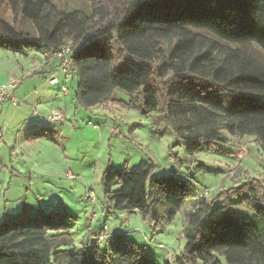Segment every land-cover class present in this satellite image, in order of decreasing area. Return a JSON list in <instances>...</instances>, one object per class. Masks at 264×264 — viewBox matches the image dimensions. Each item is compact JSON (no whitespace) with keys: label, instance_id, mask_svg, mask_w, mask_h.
<instances>
[{"label":"trees","instance_id":"16d2710c","mask_svg":"<svg viewBox=\"0 0 264 264\" xmlns=\"http://www.w3.org/2000/svg\"><path fill=\"white\" fill-rule=\"evenodd\" d=\"M67 42L76 105L104 106L119 88L129 99L117 104L162 115L190 155L216 150L228 135L254 136L264 155V0H90L88 10L0 0V49L53 54ZM155 166L142 159L105 171L102 206L160 224L194 199L173 264H222L221 257L264 264L262 180L249 178L209 200L179 175L153 177ZM245 203L254 218L230 214ZM70 216L51 211L0 221V264H162L119 231L108 232L104 244L92 232L95 241L77 247Z\"/></svg>","mask_w":264,"mask_h":264},{"label":"rangeland","instance_id":"374dc122","mask_svg":"<svg viewBox=\"0 0 264 264\" xmlns=\"http://www.w3.org/2000/svg\"><path fill=\"white\" fill-rule=\"evenodd\" d=\"M55 1L63 8H90V0ZM4 12L13 21L12 12L8 8ZM23 25L30 27L25 22ZM160 43L166 46L164 39ZM46 61L44 52L28 49L15 53L0 49V85L15 82L13 77L22 82L17 89H8L19 101L17 105L12 98L0 101V221L9 216L66 212L73 215L68 221L77 247L88 243L89 238L94 242L92 232L119 231L128 240H135L159 263L173 264L183 250V229L195 200H187L174 220L160 224L151 223L139 212H108L106 207L102 209L105 195L101 181L105 171H119L126 165L150 159L156 165L153 177L179 175L191 181L201 196L209 200L249 178L264 182V155L254 136L228 135V142L219 144L216 150L204 146L190 155L160 114H144L117 104L118 121H115L112 112L104 111L107 104L91 109L76 105V74L68 81L67 94L59 91L64 74L61 71L55 74L61 83L52 91L59 88L58 95L64 96L68 103L62 120L49 117L58 100L55 96H48L46 110L37 106L29 109L25 98L35 84L43 85L40 91L47 95L50 74L40 66ZM115 95L118 99H129L119 88ZM39 117L41 124L33 121ZM36 130L46 137H38L40 140L34 143L38 138L30 136ZM68 173L74 177L69 178ZM229 211L233 216L255 217L254 209L247 203ZM221 261L228 264L223 257Z\"/></svg>","mask_w":264,"mask_h":264},{"label":"crops","instance_id":"0c3cea01","mask_svg":"<svg viewBox=\"0 0 264 264\" xmlns=\"http://www.w3.org/2000/svg\"><path fill=\"white\" fill-rule=\"evenodd\" d=\"M45 55L47 57V61L45 63L41 62L40 66L42 68H47V70H49V72H47V73L50 74V78H51V76H53L54 74L57 73L56 67L60 63L61 58L59 56L55 55L54 53L53 54L45 53ZM34 66L36 68V64ZM27 75L30 76V74H27ZM74 75H75V73H73L72 76L69 77V79L73 78ZM69 79H68V81H69ZM13 80L15 81L14 82L15 85L13 87L15 89H17L22 84V82L18 83V81H16V79L14 77H13ZM60 83H61V80H60ZM56 85L50 84L49 80H48V86H47V91L48 92H47V95L44 96V93L40 91V90H42V86L43 85H36L35 84L33 89L28 91V94H29V96L27 95L28 99H27V97L25 98L26 106L29 109H33V107L37 106L36 108H43L44 110H46L48 108V99H49L48 96H51V97L55 96L58 100H56L54 102L53 106L55 107V109H61L62 111H64V114H65L67 112L68 103H66V101L63 100L62 97H64V96H61L60 94L58 95L57 92H58L59 88L55 89L54 92L52 91L53 87L56 86ZM49 87H51V88H49ZM119 100H122V99H118L116 97V95H115V92H114L112 101L107 103V105H106L107 109L104 110V111L112 112L114 114L113 116L115 118V121L118 119V117L116 115V111L118 109V105H117L116 102L119 101ZM74 101H75V94H74ZM122 101H127V100H122ZM43 109H41V110H43ZM112 113H111V115H112ZM104 114L106 115V117H109L108 114H106V113H104ZM33 121H35L36 123H39V121H40L39 124H41L40 117L38 119L37 118L33 119ZM33 133H39V134H41L42 137L43 136L46 137V135H43L42 133H40L37 130L35 132H33ZM39 140L40 139L38 138V140L36 142H34V143H37ZM102 209L104 210V207H102Z\"/></svg>","mask_w":264,"mask_h":264},{"label":"built area","instance_id":"2783aa9c","mask_svg":"<svg viewBox=\"0 0 264 264\" xmlns=\"http://www.w3.org/2000/svg\"><path fill=\"white\" fill-rule=\"evenodd\" d=\"M70 52H71V44H70V42H67L65 45H63L61 47L60 50L54 52L55 55H57V56H59L61 58L60 63L56 67V70L57 71H61L64 74V76H65V81L61 84V87H60V90H59L60 94H67L68 91H69L68 79H69L70 76H72V66H73V61H72V59L70 57ZM49 83L52 84V85L59 84L60 83V78L54 74L49 79ZM14 85H15V83L12 82V83L0 86V101H3L5 98H12L13 104L14 105L18 104L19 101L8 93V89L10 87H13ZM64 116H65V114L59 109H55L51 114H49V117L53 118L55 120H62ZM0 137H2L1 133H0ZM241 155H242V153L239 156H241ZM67 176L69 178H73L74 177V175L71 174V173H68ZM88 196L91 197L90 195H88ZM204 197H206V196H204ZM92 199H93V197H92ZM93 200H95V199H93ZM107 233L108 232H104V233L100 234L99 239L103 240L106 237Z\"/></svg>","mask_w":264,"mask_h":264}]
</instances>
